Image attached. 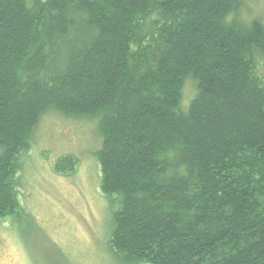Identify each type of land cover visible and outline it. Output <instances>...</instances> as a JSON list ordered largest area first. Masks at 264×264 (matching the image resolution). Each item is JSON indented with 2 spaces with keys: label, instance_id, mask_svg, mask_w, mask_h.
<instances>
[{
  "label": "trees",
  "instance_id": "obj_1",
  "mask_svg": "<svg viewBox=\"0 0 264 264\" xmlns=\"http://www.w3.org/2000/svg\"><path fill=\"white\" fill-rule=\"evenodd\" d=\"M241 7L0 0V219L17 214L18 173L53 110L97 121L121 263L264 264V23Z\"/></svg>",
  "mask_w": 264,
  "mask_h": 264
},
{
  "label": "rangeland",
  "instance_id": "obj_2",
  "mask_svg": "<svg viewBox=\"0 0 264 264\" xmlns=\"http://www.w3.org/2000/svg\"><path fill=\"white\" fill-rule=\"evenodd\" d=\"M241 1L242 20L264 23V0ZM258 69L264 77V57ZM194 94L195 83L186 79L183 108ZM96 122L53 110L41 117L18 173L17 214L0 219V264H123L109 249L117 205L98 189ZM64 157L75 159L70 174L55 172Z\"/></svg>",
  "mask_w": 264,
  "mask_h": 264
}]
</instances>
